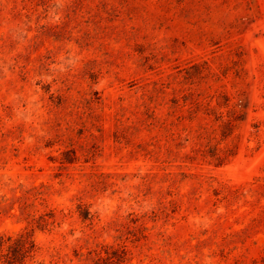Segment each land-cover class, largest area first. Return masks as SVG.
<instances>
[{
	"label": "rangeland",
	"instance_id": "374dc122",
	"mask_svg": "<svg viewBox=\"0 0 264 264\" xmlns=\"http://www.w3.org/2000/svg\"><path fill=\"white\" fill-rule=\"evenodd\" d=\"M24 231V264H264V0H0V264Z\"/></svg>",
	"mask_w": 264,
	"mask_h": 264
},
{
	"label": "trees",
	"instance_id": "16d2710c",
	"mask_svg": "<svg viewBox=\"0 0 264 264\" xmlns=\"http://www.w3.org/2000/svg\"><path fill=\"white\" fill-rule=\"evenodd\" d=\"M71 162L72 160H68ZM49 215V218L45 215L40 216L39 226L44 227L49 223V219L53 217V214ZM90 210H83L81 216L84 219H89L91 217ZM7 239L0 235V247L6 244ZM8 241L11 243L7 245V251L2 253L5 256L6 264H24L28 256L34 255L37 251V244L33 238V234L29 231H24L19 233L16 238L9 236Z\"/></svg>",
	"mask_w": 264,
	"mask_h": 264
}]
</instances>
